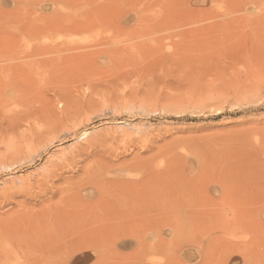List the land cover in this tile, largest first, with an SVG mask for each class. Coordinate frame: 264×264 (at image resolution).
Masks as SVG:
<instances>
[{
    "label": "rangeland",
    "instance_id": "374dc122",
    "mask_svg": "<svg viewBox=\"0 0 264 264\" xmlns=\"http://www.w3.org/2000/svg\"><path fill=\"white\" fill-rule=\"evenodd\" d=\"M0 264H264V0H0Z\"/></svg>",
    "mask_w": 264,
    "mask_h": 264
}]
</instances>
